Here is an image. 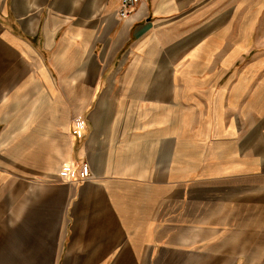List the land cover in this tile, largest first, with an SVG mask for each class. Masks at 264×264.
<instances>
[{"label":"crops","instance_id":"obj_1","mask_svg":"<svg viewBox=\"0 0 264 264\" xmlns=\"http://www.w3.org/2000/svg\"><path fill=\"white\" fill-rule=\"evenodd\" d=\"M193 2L0 0V264H264V54Z\"/></svg>","mask_w":264,"mask_h":264},{"label":"rangeland","instance_id":"obj_2","mask_svg":"<svg viewBox=\"0 0 264 264\" xmlns=\"http://www.w3.org/2000/svg\"><path fill=\"white\" fill-rule=\"evenodd\" d=\"M209 2L215 1V0H208ZM225 2V4H231L229 6H232V0H222ZM239 1L236 2L239 4L240 9H241V23H242V28L244 26H248V23H254L255 24V30L253 33V36L256 37L257 41V54H264V0H235ZM200 0H194L195 5H199ZM249 11L251 13H255V15L251 14L249 15ZM44 56L47 57L46 52H44ZM54 80L58 81V79L54 78ZM67 82V80H66ZM69 130L71 133L75 132L74 129H77V116L73 112L70 113V118H69ZM84 136V135H83Z\"/></svg>","mask_w":264,"mask_h":264},{"label":"built area","instance_id":"obj_3","mask_svg":"<svg viewBox=\"0 0 264 264\" xmlns=\"http://www.w3.org/2000/svg\"><path fill=\"white\" fill-rule=\"evenodd\" d=\"M140 2L141 0H119L117 9L118 16L121 19L127 18L132 12H134ZM89 176V167L86 162H81L79 165H77V177L79 179H85Z\"/></svg>","mask_w":264,"mask_h":264}]
</instances>
